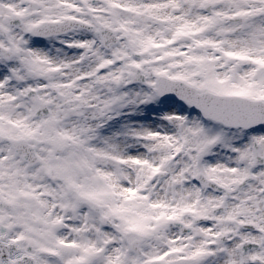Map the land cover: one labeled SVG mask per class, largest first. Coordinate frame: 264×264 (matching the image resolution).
I'll return each mask as SVG.
<instances>
[{"label": "snow or ice", "instance_id": "1", "mask_svg": "<svg viewBox=\"0 0 264 264\" xmlns=\"http://www.w3.org/2000/svg\"><path fill=\"white\" fill-rule=\"evenodd\" d=\"M0 264H264V0H0Z\"/></svg>", "mask_w": 264, "mask_h": 264}]
</instances>
